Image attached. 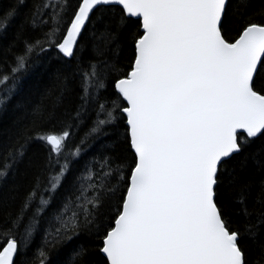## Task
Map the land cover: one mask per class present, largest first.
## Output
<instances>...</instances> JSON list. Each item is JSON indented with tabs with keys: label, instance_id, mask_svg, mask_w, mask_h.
<instances>
[{
	"label": "snow or ice",
	"instance_id": "obj_1",
	"mask_svg": "<svg viewBox=\"0 0 264 264\" xmlns=\"http://www.w3.org/2000/svg\"><path fill=\"white\" fill-rule=\"evenodd\" d=\"M251 8L0 7V108L26 75L54 78L51 103L0 141V264H264V5Z\"/></svg>",
	"mask_w": 264,
	"mask_h": 264
},
{
	"label": "trees",
	"instance_id": "obj_2",
	"mask_svg": "<svg viewBox=\"0 0 264 264\" xmlns=\"http://www.w3.org/2000/svg\"><path fill=\"white\" fill-rule=\"evenodd\" d=\"M9 0H0V7L7 5ZM264 0H252L250 14L257 19H261L259 12ZM127 50L120 53V60L123 62ZM54 71V69H53ZM51 73L44 74L40 78L34 75H26L22 80V86L18 93L12 97L9 103L0 108V141H4L10 135L14 137L17 131H21L31 126L32 117L30 115V104H39L41 102L51 103L46 93L53 86L54 78H50ZM24 105V107H17ZM84 130L81 129V133ZM38 146H34L37 149ZM87 237L81 235L76 243H86ZM254 258V257H253Z\"/></svg>",
	"mask_w": 264,
	"mask_h": 264
}]
</instances>
